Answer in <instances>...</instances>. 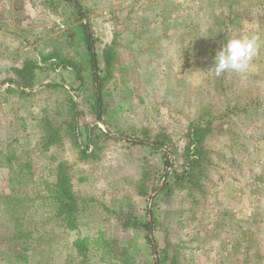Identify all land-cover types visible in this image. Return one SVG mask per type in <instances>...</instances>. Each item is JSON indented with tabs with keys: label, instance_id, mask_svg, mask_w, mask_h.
Returning a JSON list of instances; mask_svg holds the SVG:
<instances>
[{
	"label": "rangeland",
	"instance_id": "374dc122",
	"mask_svg": "<svg viewBox=\"0 0 264 264\" xmlns=\"http://www.w3.org/2000/svg\"><path fill=\"white\" fill-rule=\"evenodd\" d=\"M171 1L161 19L133 0L126 8L120 0H0V264H78L77 237L92 242L88 264H117L96 248L100 237L147 264L157 257L154 236L179 264H264V0ZM252 33L260 46L249 68L213 75L224 42ZM113 44L116 63L106 76L104 51ZM72 100L82 141L96 124L107 134L93 132L89 157L66 134ZM44 119L62 134L48 149ZM195 126L210 152L203 189L174 184L159 200L155 231L153 223L149 231L124 226L122 215L152 219L153 198L168 181L141 194L160 180L163 157L137 137L168 143L176 153L171 174L183 170ZM58 160L71 165L83 203L77 230L61 226L48 206ZM15 195L20 212L8 202ZM22 215L20 228L36 238L27 258L17 257L12 240V217Z\"/></svg>",
	"mask_w": 264,
	"mask_h": 264
},
{
	"label": "trees",
	"instance_id": "16d2710c",
	"mask_svg": "<svg viewBox=\"0 0 264 264\" xmlns=\"http://www.w3.org/2000/svg\"><path fill=\"white\" fill-rule=\"evenodd\" d=\"M75 6L79 7L77 1ZM84 27H85V38L87 40L89 49H91V60L94 66L96 62L95 61L96 57L89 40L88 31L86 30L87 25L85 24ZM116 57H117V51L114 44L105 49L104 62L107 71L106 76L108 75V73L112 74V70L116 63ZM76 74L78 78L81 79V73L79 71H76ZM94 76L97 82L102 81L101 89H103L102 87L105 86V83L102 75L96 76V73L94 72ZM53 86H57V85L54 84ZM96 89L98 90V85H96ZM98 92L100 93L101 90H98ZM70 109H71L70 119L66 123L67 129L69 131H66V134H70L73 137H75V141L77 142V147L79 148V151L83 158L94 155V149L93 147L91 148L93 132L96 129L101 130L105 134L106 132L103 130L102 127L96 124L87 130L86 141H82L79 138L80 130H79V123L77 120V110L74 100H72ZM43 121H44L43 122L44 133L41 136V142L43 144L44 149H48L54 144H60L62 141V134L60 133L59 130L60 126H54L53 123L49 121V119H44ZM199 123H201V121ZM192 130H194V132L191 134L192 139L188 146V152H187L188 155L186 158V162L184 163V168L181 172H179V170L177 169H174L171 174L168 173L169 168L172 166V163L170 161V156L171 154H173L175 157L176 153L168 145V143L165 142L164 140H161L159 138V135H156L155 137H149L148 134L145 133L143 137L141 136L137 137L133 135L134 137L139 138L140 142H142L143 139L151 141L153 143L151 147L157 150H161L163 157V169L159 168L156 171L157 172L156 176L159 178L161 177L160 180L157 182H153L152 184H149L148 187H150L151 189L150 192L148 190L140 189L141 194H147V195L152 194L161 185V182H165L164 180L162 181V178L164 179V177H167V175H168V181L164 183L159 193L153 198L151 205L152 219L142 221L132 215H127V216L122 215L120 216V218L123 220L124 226H132L135 228L147 227V230L149 231V226L153 223L152 226L153 230L157 228V225L161 223L156 216V208L159 204V200L164 193H167L174 187V184H177L182 189H187L188 191H196L197 189H203L204 187L203 182L206 177V168L210 161V157H209L210 152L207 148H205V145L203 143L205 132L201 133L199 126H195L194 129ZM130 132L134 133L135 131L131 130ZM121 133L127 136L131 135V133H129L128 131H122ZM164 146L168 148L169 150V151L167 150L168 152L162 149ZM20 172L21 171L19 170V173ZM72 179L73 176L71 173V165L66 160H58L54 165V178L51 182L47 184L46 195H47L48 206L51 209V214L53 215L54 218H56L60 222V225L68 230H77L79 227V218L83 213L84 207L79 196L74 190ZM19 198L17 195H15L14 198L10 197L8 201L13 208H16L15 209L16 212H20V210L17 208L22 203L23 200V198L21 199ZM23 216L24 215L18 216L17 218L12 217V219L15 222L14 228L16 232L13 234V238L11 235V238L14 242L17 243V248H20V250H16L17 248L15 249L17 257L20 256L23 258H27L28 250L32 248L33 242L36 241V238L34 237L33 232L30 231L29 229L20 228V226L23 225L21 219V217ZM152 240L156 243L155 245L156 247L153 244V249H154V254H156L157 257L153 259L152 263H147V264H179L180 261L177 254L172 255L170 253V248L167 246L163 248L159 247L157 245L155 236L150 241L152 242ZM91 244L92 242L87 237H77L73 240L72 247L75 251L78 264H88L91 255V249L89 245ZM95 245L96 248L100 246V249L101 248L106 249L101 251L102 254H105L106 251L109 250L108 252L110 254L111 253L113 254L112 256L117 264H134V262H132V257L127 252V250L119 249V247L116 246L112 247V245L109 242L105 241V239H101V237L95 243Z\"/></svg>",
	"mask_w": 264,
	"mask_h": 264
},
{
	"label": "clouds",
	"instance_id": "9594fccd",
	"mask_svg": "<svg viewBox=\"0 0 264 264\" xmlns=\"http://www.w3.org/2000/svg\"><path fill=\"white\" fill-rule=\"evenodd\" d=\"M260 46V36L252 33L247 36H234L224 42L215 53L213 66L209 69L216 77L226 72L246 71Z\"/></svg>",
	"mask_w": 264,
	"mask_h": 264
},
{
	"label": "crops",
	"instance_id": "0c3cea01",
	"mask_svg": "<svg viewBox=\"0 0 264 264\" xmlns=\"http://www.w3.org/2000/svg\"><path fill=\"white\" fill-rule=\"evenodd\" d=\"M130 1L131 0H120V3H122L124 8H126L127 3H129ZM171 2H172L171 0H133L132 4H134V6L140 5L142 9H153V11L156 12V14L155 13L153 14L154 18L156 17L157 12H158L159 18L164 19V17L170 11V9L174 8L173 4ZM179 2H181V4H183V5H189V4H186L183 0H179ZM120 3H117L116 6L118 7ZM129 10H131V9H129ZM128 17H130V16H128ZM130 19H131V17H130ZM131 25H133L132 22H131ZM95 57H96V55H95Z\"/></svg>",
	"mask_w": 264,
	"mask_h": 264
},
{
	"label": "built area",
	"instance_id": "2783aa9c",
	"mask_svg": "<svg viewBox=\"0 0 264 264\" xmlns=\"http://www.w3.org/2000/svg\"><path fill=\"white\" fill-rule=\"evenodd\" d=\"M186 4H193L195 3L197 0H183Z\"/></svg>",
	"mask_w": 264,
	"mask_h": 264
},
{
	"label": "water",
	"instance_id": "95a60500",
	"mask_svg": "<svg viewBox=\"0 0 264 264\" xmlns=\"http://www.w3.org/2000/svg\"><path fill=\"white\" fill-rule=\"evenodd\" d=\"M98 86H99V85H98ZM163 185H164V184H163ZM163 185H162V186H163ZM162 186H161V187H162ZM161 187L156 191V193L161 189ZM153 196H155V194H154Z\"/></svg>",
	"mask_w": 264,
	"mask_h": 264
}]
</instances>
